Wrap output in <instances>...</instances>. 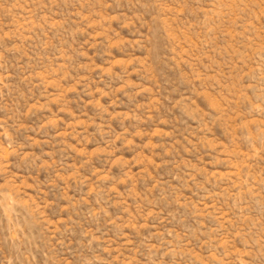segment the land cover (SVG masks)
Here are the masks:
<instances>
[{"label": "rangeland", "instance_id": "374dc122", "mask_svg": "<svg viewBox=\"0 0 264 264\" xmlns=\"http://www.w3.org/2000/svg\"><path fill=\"white\" fill-rule=\"evenodd\" d=\"M0 264H264V0H0Z\"/></svg>", "mask_w": 264, "mask_h": 264}]
</instances>
